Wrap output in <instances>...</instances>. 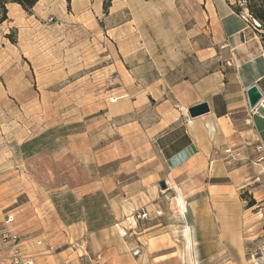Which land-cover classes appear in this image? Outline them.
Returning a JSON list of instances; mask_svg holds the SVG:
<instances>
[{
    "label": "rangeland",
    "instance_id": "rangeland-1",
    "mask_svg": "<svg viewBox=\"0 0 264 264\" xmlns=\"http://www.w3.org/2000/svg\"><path fill=\"white\" fill-rule=\"evenodd\" d=\"M232 5L248 18L245 0ZM109 6L6 3L0 264H187L179 196L192 211L194 264H218L216 254L224 264L264 262L260 149L217 150L187 181L166 173L164 157L174 149H141L142 135L124 128L143 59L120 52L132 39L115 42L106 33ZM258 34L264 42L263 27ZM214 159L227 170L223 188L212 185ZM147 250L152 258L141 259Z\"/></svg>",
    "mask_w": 264,
    "mask_h": 264
},
{
    "label": "crops",
    "instance_id": "crops-1",
    "mask_svg": "<svg viewBox=\"0 0 264 264\" xmlns=\"http://www.w3.org/2000/svg\"><path fill=\"white\" fill-rule=\"evenodd\" d=\"M104 1L95 0L96 7ZM109 1L106 33L115 42L132 39L120 52L143 59L135 69L137 86L128 92L131 108L122 115L124 128L142 135L140 148L174 149L164 157L165 171L181 172L185 181L217 150L258 148L264 165V106L249 108L245 94L256 84L264 95V42L235 11V0ZM203 102L208 111L190 117L188 109ZM210 165L212 185L223 188L229 178L224 163ZM145 197L143 190L139 200ZM187 216L195 255L190 209ZM145 252L141 259L155 251Z\"/></svg>",
    "mask_w": 264,
    "mask_h": 264
},
{
    "label": "trees",
    "instance_id": "trees-1",
    "mask_svg": "<svg viewBox=\"0 0 264 264\" xmlns=\"http://www.w3.org/2000/svg\"><path fill=\"white\" fill-rule=\"evenodd\" d=\"M39 0H0V23L6 19V3L13 2L19 4L23 9H31ZM245 8L251 18L255 19L260 27L264 29V0H245Z\"/></svg>",
    "mask_w": 264,
    "mask_h": 264
},
{
    "label": "water",
    "instance_id": "water-1",
    "mask_svg": "<svg viewBox=\"0 0 264 264\" xmlns=\"http://www.w3.org/2000/svg\"><path fill=\"white\" fill-rule=\"evenodd\" d=\"M245 94H246L249 108L251 109L254 108L258 103L264 106V95L262 94V92L260 91V89L258 88L256 84L250 85L246 89ZM207 111H208V106L206 103L203 102V103H199L197 105L191 106L188 109V114L190 117H195V116L204 114ZM159 184L162 188L166 187V184L164 181H161Z\"/></svg>",
    "mask_w": 264,
    "mask_h": 264
},
{
    "label": "bare ground",
    "instance_id": "bare-ground-1",
    "mask_svg": "<svg viewBox=\"0 0 264 264\" xmlns=\"http://www.w3.org/2000/svg\"><path fill=\"white\" fill-rule=\"evenodd\" d=\"M177 209H178V218L184 223L182 234H183V240L185 242V255H186V262L187 264H194V253H192V240H191V234H190V228L188 226V216H187V204L185 203L184 199L179 196L177 199ZM187 222V224H186ZM186 224V225H185Z\"/></svg>",
    "mask_w": 264,
    "mask_h": 264
},
{
    "label": "built area",
    "instance_id": "built-area-1",
    "mask_svg": "<svg viewBox=\"0 0 264 264\" xmlns=\"http://www.w3.org/2000/svg\"><path fill=\"white\" fill-rule=\"evenodd\" d=\"M246 15L248 16V18L251 19V21H249L246 16H242V19H244V21L247 22V24L250 26L251 29L257 31L258 28L260 27V24L255 19L251 18L249 14L246 13ZM101 264H105V263L102 262Z\"/></svg>",
    "mask_w": 264,
    "mask_h": 264
}]
</instances>
